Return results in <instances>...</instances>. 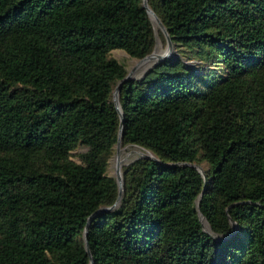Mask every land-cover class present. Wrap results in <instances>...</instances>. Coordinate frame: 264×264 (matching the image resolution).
<instances>
[{"label": "trees", "instance_id": "obj_1", "mask_svg": "<svg viewBox=\"0 0 264 264\" xmlns=\"http://www.w3.org/2000/svg\"><path fill=\"white\" fill-rule=\"evenodd\" d=\"M142 2L0 0V264H264V0L147 1L112 207Z\"/></svg>", "mask_w": 264, "mask_h": 264}, {"label": "water", "instance_id": "obj_2", "mask_svg": "<svg viewBox=\"0 0 264 264\" xmlns=\"http://www.w3.org/2000/svg\"><path fill=\"white\" fill-rule=\"evenodd\" d=\"M147 1L148 0H143L142 2V5L143 7L145 8L149 18L152 20V22L154 23L153 19H152V16H154V19H155V24L157 25L158 29L163 33L164 37H165V40H166V45H165V49L162 53H155L154 50L144 56L143 58L141 59H138V64H141V63H144V62H148V61H157L159 59H162L163 57H166L168 56L171 52H172V43H171V40H170V37L163 25V23L161 22V20L157 17V15L153 12V10H151V8H149L148 4H147ZM131 71L127 73V75L117 84V86L115 87L114 91H113V102H114V105L119 113V116H120V119H121V122H120V128H119V137H118V141L116 143V146H115V156L116 158L118 159V156H119V152H120V148H121V145H120V139H121V136H122V112H121V109H120V105H119V90H120V87L121 85L129 80L131 78ZM142 156H145L147 158H151L153 159V157L151 155H149L148 153H141ZM184 165H187V166H192L194 168H196L202 175H204V172H203V169L199 166V165H196V164H190V163H186ZM115 180L117 182V185H118V197H117V200L115 202V204L112 206L114 207L120 197H121V194H122V190H123V186H124V181H123V178H122V173H121V169L119 167V163L117 161V166H116V172H115ZM112 207H109V208H106V209H110ZM198 211H199V207L197 208ZM103 209H100L99 211H102ZM198 216H199V220L203 226V222H204V217L202 216L201 212L198 213ZM90 219L91 217L88 218V221H87V224L85 226V229H84V241H85V249H86V252L87 254L90 256V252H89V247H88V243H87V228H88V224L90 222ZM232 225L234 226V223L232 222ZM90 264H93V261H92V258L90 256Z\"/></svg>", "mask_w": 264, "mask_h": 264}, {"label": "rangeland", "instance_id": "obj_3", "mask_svg": "<svg viewBox=\"0 0 264 264\" xmlns=\"http://www.w3.org/2000/svg\"><path fill=\"white\" fill-rule=\"evenodd\" d=\"M153 26H154L155 31H156V45L154 48V52L155 53H162L165 49V46L162 44V41L160 40V38L158 36L159 29H158L157 25L154 24ZM110 53L114 58H116L118 61L122 62L126 66L127 73L131 71V76L140 75L144 71V69L150 64V63L138 64L137 63L138 59L131 58L126 52H124L123 50H120V49L111 50ZM141 153H143V152H141L140 149L135 148V147H132L130 149L129 148L128 149L120 148V157L123 158L121 165H119L120 169L123 165L127 164L132 159L142 155ZM116 166H117V158H116L115 153H114V155L112 156V158L110 160V165H109V169H108L109 175L115 176ZM203 227L205 230H207V227H205L204 224H203Z\"/></svg>", "mask_w": 264, "mask_h": 264}, {"label": "bare ground", "instance_id": "obj_4", "mask_svg": "<svg viewBox=\"0 0 264 264\" xmlns=\"http://www.w3.org/2000/svg\"><path fill=\"white\" fill-rule=\"evenodd\" d=\"M152 19H153V21H154V23H155L154 16H152ZM144 63H146V64H147V63H152V61H151V62L148 61V62H144ZM117 161H118L119 165H121V163H122V158L120 157V152H119V156H118ZM204 225H205V227H207V223L205 222V220H204Z\"/></svg>", "mask_w": 264, "mask_h": 264}]
</instances>
